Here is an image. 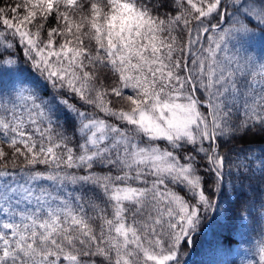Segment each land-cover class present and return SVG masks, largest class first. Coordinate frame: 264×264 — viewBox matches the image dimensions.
<instances>
[{"label": "snow or ice", "instance_id": "snow-or-ice-1", "mask_svg": "<svg viewBox=\"0 0 264 264\" xmlns=\"http://www.w3.org/2000/svg\"><path fill=\"white\" fill-rule=\"evenodd\" d=\"M198 249L264 264V0H0V264Z\"/></svg>", "mask_w": 264, "mask_h": 264}, {"label": "trees", "instance_id": "trees-1", "mask_svg": "<svg viewBox=\"0 0 264 264\" xmlns=\"http://www.w3.org/2000/svg\"><path fill=\"white\" fill-rule=\"evenodd\" d=\"M203 243L201 244V247H203ZM238 249H235L234 248V252H237L238 253ZM202 257H201V254H200V251L199 249L197 250L196 253L193 254L192 256V264H200V261H201ZM230 259H233L236 261V264H239V261H240V256L237 254V255H234L233 257H230Z\"/></svg>", "mask_w": 264, "mask_h": 264}]
</instances>
